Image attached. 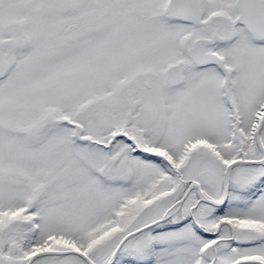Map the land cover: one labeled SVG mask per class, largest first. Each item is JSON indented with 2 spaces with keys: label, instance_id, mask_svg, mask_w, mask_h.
<instances>
[{
  "label": "snow or ice",
  "instance_id": "6c2138e0",
  "mask_svg": "<svg viewBox=\"0 0 264 264\" xmlns=\"http://www.w3.org/2000/svg\"><path fill=\"white\" fill-rule=\"evenodd\" d=\"M0 264H264V0H0Z\"/></svg>",
  "mask_w": 264,
  "mask_h": 264
}]
</instances>
